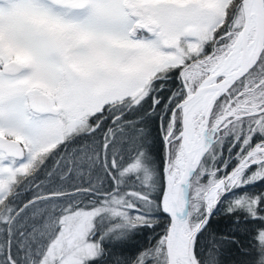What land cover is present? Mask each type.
<instances>
[{"label":"snow or ice","instance_id":"1","mask_svg":"<svg viewBox=\"0 0 264 264\" xmlns=\"http://www.w3.org/2000/svg\"><path fill=\"white\" fill-rule=\"evenodd\" d=\"M0 264H264V0H0Z\"/></svg>","mask_w":264,"mask_h":264}]
</instances>
